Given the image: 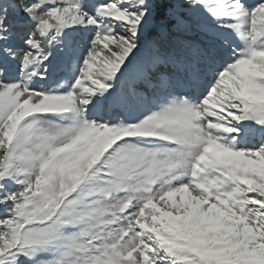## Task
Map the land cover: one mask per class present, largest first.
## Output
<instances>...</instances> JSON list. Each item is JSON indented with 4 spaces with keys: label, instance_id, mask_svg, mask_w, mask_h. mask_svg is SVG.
<instances>
[{
    "label": "snow or ice",
    "instance_id": "1",
    "mask_svg": "<svg viewBox=\"0 0 264 264\" xmlns=\"http://www.w3.org/2000/svg\"><path fill=\"white\" fill-rule=\"evenodd\" d=\"M0 264H264V0H0Z\"/></svg>",
    "mask_w": 264,
    "mask_h": 264
}]
</instances>
